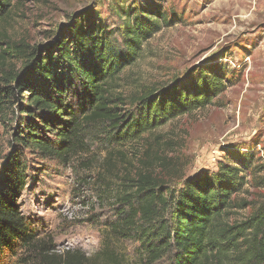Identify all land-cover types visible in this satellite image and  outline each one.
Masks as SVG:
<instances>
[{"label": "rangeland", "instance_id": "rangeland-1", "mask_svg": "<svg viewBox=\"0 0 264 264\" xmlns=\"http://www.w3.org/2000/svg\"><path fill=\"white\" fill-rule=\"evenodd\" d=\"M124 8L152 9L153 16L160 10L164 21L137 61L119 76L116 96L123 104L116 106L121 118L136 116L134 100L145 87L186 86L212 70L226 79V89L206 109L179 116L148 134L133 137L134 131H127L130 121L124 120L120 130L111 123L86 126L83 150L65 162L23 152L20 145L26 182L16 200L38 240L51 239L59 254L81 251L94 258L109 247L127 264H146L139 239L115 237L111 229L121 224L126 171L133 172L142 160L167 179L170 192H180L186 180L213 175L221 166L243 165L249 184L237 197L253 205L264 203V0H11L0 18V46L5 48L8 39L31 50L45 47L59 34L67 36L74 19L86 14L113 30L121 43ZM24 64L21 58L11 59L8 69L23 79L33 78V69ZM0 96L9 102L0 110L2 187L21 128L39 124V118L22 113L25 100L14 85L1 81ZM156 158L169 167L162 168ZM248 165L258 167L255 186ZM249 213L250 208L231 210L225 220L243 221ZM165 220L171 222L170 212Z\"/></svg>", "mask_w": 264, "mask_h": 264}, {"label": "trees", "instance_id": "trees-1", "mask_svg": "<svg viewBox=\"0 0 264 264\" xmlns=\"http://www.w3.org/2000/svg\"><path fill=\"white\" fill-rule=\"evenodd\" d=\"M10 4L11 0H0V18ZM149 11L153 10L124 8L121 43L113 30L86 14L74 19L67 36L59 34L45 47L31 50L23 42L8 39L5 48L0 46V82L14 85L24 98L23 114L39 118V124L21 128L18 149L0 187V264H127L109 247L94 258L81 251L57 253L51 239L38 240L28 226L16 195L26 182L24 149L65 162L83 150L86 126L111 123L120 130V120H124L130 121L127 131H134L133 137L148 134L179 116L206 109L226 89V79L212 70L186 86L145 87L134 100L139 108L136 116L121 118L116 106L123 104L116 96L119 76L137 61L145 42L160 31L159 22L164 21L160 10L155 13L162 18ZM15 58L33 69V78L23 79L8 69ZM5 103L9 102H0V110ZM46 133L52 137L47 139ZM156 161L162 168L170 165L162 158ZM249 167L255 186L259 178L253 172L258 167ZM245 169L243 165L221 166L213 175L186 180L180 192H170L167 179L157 176L151 164L142 160L133 172L126 171L121 224L112 226V233L139 239L146 264H264V203L253 205L237 197L249 184ZM247 208L250 213L243 221L225 220L231 210ZM168 212L171 222L165 220Z\"/></svg>", "mask_w": 264, "mask_h": 264}]
</instances>
